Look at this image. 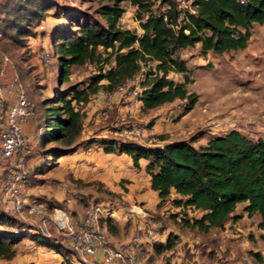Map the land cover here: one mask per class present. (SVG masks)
I'll return each mask as SVG.
<instances>
[{
  "label": "trees",
  "instance_id": "obj_1",
  "mask_svg": "<svg viewBox=\"0 0 264 264\" xmlns=\"http://www.w3.org/2000/svg\"><path fill=\"white\" fill-rule=\"evenodd\" d=\"M125 1L133 8L139 34L120 26L121 4ZM96 2L94 14L103 23L94 15L78 13L69 17L77 32L65 26H51L42 31L58 58L59 87L70 83L74 67L91 66L94 70L86 82L69 84L65 90L57 89L52 96L40 100V117L32 118L34 133L39 135L38 141L33 142L35 155L53 154L57 159L75 150L81 145L76 141L83 131L86 113L83 107L93 96L114 92L138 73L141 111L179 100L183 101L181 114L187 113L197 95L186 89L190 79L177 51L194 45L200 56L242 50L251 26L264 24V0H187L184 6L177 0ZM7 7L14 11L0 21V41H6L0 45L6 52V46L18 45L48 10L58 8L54 0H13L2 3L0 8ZM170 73L181 74L182 81L168 78ZM53 143L62 148H48ZM87 144H98L107 153L129 156L135 169L139 159L145 160L144 171L148 175V188L157 198L156 207L166 202L183 215L187 211L199 213L198 217L182 218L188 228L202 233L210 228L221 229L227 220L239 217L234 210L237 204H243L241 212L246 217L256 216V228L264 230V136L252 140L230 129L196 147L176 141L151 148L101 138L90 139ZM37 168L40 167L34 169ZM13 219L0 214V224L9 227L0 231V259L13 257L14 245L23 235L12 230L16 223ZM30 237L53 247L52 240L38 232ZM173 241L168 236L153 247V252L159 254L170 249ZM254 257L264 264L259 254Z\"/></svg>",
  "mask_w": 264,
  "mask_h": 264
},
{
  "label": "rangeland",
  "instance_id": "obj_2",
  "mask_svg": "<svg viewBox=\"0 0 264 264\" xmlns=\"http://www.w3.org/2000/svg\"><path fill=\"white\" fill-rule=\"evenodd\" d=\"M177 1L181 6L187 4V0ZM54 2L58 6L57 11L54 9L48 10L43 19L34 26L31 33L27 37L21 38L18 45L13 44L10 46L9 44V46H6L8 52L4 51L0 45V49L6 53L13 63L26 94L36 103L35 116L37 119L41 114L40 100L52 96L57 89L65 90L69 84L86 82L94 70L91 66L74 67L70 83L59 87L56 80L59 69L58 58L49 37L41 32L39 25H43L44 29L51 26L58 28L65 26L70 27V30H74L73 32H77V28L69 23V17L78 13L94 15L96 19L103 23L94 14V10L98 6L96 0H54ZM121 7L123 9L120 17L121 28L134 30L139 34L137 22L133 20V8L126 1L121 4ZM11 9V7H7V9L0 8V21L9 13L11 16L12 11H14V9ZM1 42L6 43L5 40H1L0 44ZM177 55L184 60L187 67V76L190 82L186 84V89L197 95L196 102L191 110L182 115L183 101L179 100L162 104L154 110L148 111L140 110V105L134 102V96L129 98L127 102L122 103L123 96L134 91L135 84L141 80V74L138 73L132 80L124 83L123 93L120 94L118 90L112 93L102 92L104 94L101 100L102 105L91 115L92 120L86 122L85 127H83L86 129L76 141L81 142V145H77L75 150L67 155L79 151L80 148L86 149L88 140H100V138L115 142H133L135 144L140 142L155 144L157 141L163 140L160 146L170 142L184 141L189 142L193 147L203 145L208 139L221 135L230 129L237 130L252 140L263 138L264 24H253L251 26L250 37L242 50L230 51L220 55L207 53L200 56L197 45H194L177 51ZM168 78L175 82L182 81L181 74L177 73H170ZM124 105L130 106L120 114L117 108ZM85 117H87L86 113ZM141 124L146 127L154 125V133L142 139L124 138L118 134L125 126L139 127ZM22 127L23 130L30 132L28 135L24 131L32 142L38 141L39 135L34 133L33 119H29L28 123ZM50 147L57 150L62 148L59 144L54 143L48 146V148ZM34 151L37 152L35 147ZM44 159L52 165L56 158L53 154H46L43 157L36 153V155L32 154L28 160V167L30 166L32 169L27 182L32 185L37 184L36 186L39 188L34 193V197H37V199L35 198L36 202L31 203L28 208L22 206L19 211L11 210L0 203V214L14 218L13 220L16 222L14 228H12L14 231L23 235L32 231L34 233L38 232L51 239L52 242L60 245L64 244V246L70 248L49 221L45 223V226L41 223L42 217L48 218L53 214L54 209L58 208L56 206L58 197L53 195L51 186L41 176L48 169L47 166L43 165ZM36 166L40 168L34 169ZM41 178L43 181H40ZM110 179L107 181L108 186L112 183ZM43 182L45 183L42 184ZM73 184L76 185L77 190L83 189L87 185L92 186L89 183L84 185L79 181ZM21 186L20 189L23 190V186ZM59 186L61 190V183ZM119 186L124 193L125 190L120 183ZM90 189L97 192L101 191L103 196L100 199H95V202L103 201L107 207L115 204H126L132 210L140 208L151 216L145 218L150 223H155L153 228L157 233L162 234L163 240L168 236L171 239L173 238V246L170 248L171 254H168V251L159 254L145 253L146 264H156L154 261H157V264H170L171 257H176L179 253L183 255V259H187L183 264H262L254 257V254H259L260 257L264 258V230L256 228L255 224L258 220L256 216L246 217L241 212L243 204H237L235 207L234 214L239 215L237 219L234 221L227 220L221 229L210 228L206 233H202L196 229L188 228L182 223V218L198 217V212L187 211L183 215L177 208L169 207L166 202L159 207H156L155 204V210L150 209L151 211H147L141 208V202H138L134 196H128L124 200L121 199L118 193H112L110 191L113 190L111 186L107 190L95 183ZM85 190L87 191L88 188ZM78 194L74 196V199L76 203L83 204L85 208L89 198L82 196V193ZM120 194L122 195V193ZM147 195L144 198H150V194ZM66 198L68 196L62 200H66ZM22 200L24 205L23 197ZM127 209H125V214ZM130 216L134 218L136 214H130ZM103 223L104 219H101V224ZM3 228L9 227L3 225ZM162 241L154 243L153 247L161 244ZM69 252L74 255L71 248ZM193 257L195 260L192 261L191 258Z\"/></svg>",
  "mask_w": 264,
  "mask_h": 264
},
{
  "label": "built area",
  "instance_id": "obj_3",
  "mask_svg": "<svg viewBox=\"0 0 264 264\" xmlns=\"http://www.w3.org/2000/svg\"><path fill=\"white\" fill-rule=\"evenodd\" d=\"M10 1L13 0H0V7L2 3ZM39 29L41 32L45 30L41 24ZM1 36L0 32V38ZM139 81L135 84L134 91L127 95L130 98L134 96L135 104L139 102ZM124 83L117 88L120 94L123 93ZM7 93L13 95V100L9 103L5 97ZM36 108V103L27 96L10 58L0 49V203L15 211L23 206L20 186L29 177L28 160L34 150V144L22 126L34 117ZM118 134L124 138L141 139L149 135L144 124L139 127L125 126ZM126 214L149 218L140 208H128ZM114 216V212L103 204L89 203L77 223H73L68 214L58 208L48 218L42 217L41 223L45 226L49 221L68 243L74 253L72 264H97L96 258L101 264H146L145 253L152 251L154 243L163 240L162 234L153 228L155 223L144 220L136 222L126 240L113 244L109 234L101 226V219ZM2 230L3 225L0 224V231Z\"/></svg>",
  "mask_w": 264,
  "mask_h": 264
},
{
  "label": "crops",
  "instance_id": "obj_4",
  "mask_svg": "<svg viewBox=\"0 0 264 264\" xmlns=\"http://www.w3.org/2000/svg\"><path fill=\"white\" fill-rule=\"evenodd\" d=\"M5 97L7 103L13 100V95L11 93H7ZM102 97H104V94L100 92L99 94L93 96L92 101L88 102L83 107V110L86 111L87 115V117L83 120V127H85L86 122L92 120L91 115L94 114L95 110H98L102 105ZM129 98L130 97L127 95L123 96L122 103L127 102ZM136 104L140 105V102H137ZM128 107L129 105H124L122 107H118L117 109L121 114V112L125 111ZM153 128L154 125L147 127L149 135L154 133ZM85 129L86 128H83L82 133ZM25 132L28 135L30 134L28 130H25ZM98 137H100V135H98ZM161 142H163V140L157 141L155 144L150 142L137 143L148 147L160 146ZM43 163V165L47 166L48 169L45 173L41 174V176H43L44 181L47 180V184L51 186L53 195L58 197V200L56 201L58 209L66 212L73 223H77L82 218L87 207L86 206L84 208L83 204L76 203V200L74 199L76 194L79 195L78 193H82V196L89 198L88 204L101 203L105 205L103 201L95 202V199H100L103 196L101 191L97 192L90 189L95 183L99 186L101 185V188L107 190H109L111 186L113 190L111 189L110 191L112 193H118L121 199L124 200L126 197L132 195L138 202H141V208H144L147 211L155 210L157 198L155 193L148 188V175L144 171L146 161L143 159L138 160V168L135 169L131 166L129 156L115 152L107 153L104 152L100 145L91 144L88 145L86 149L80 148L79 151L71 155L69 154L55 159L54 162H52V165L48 164L45 159ZM50 169L51 171H49ZM109 179L112 180L110 186H108L109 184L107 182ZM40 181H43L42 178ZM77 181L83 183L84 185L89 183L92 186L87 185L84 186L83 189L77 190L76 185L73 184ZM26 183L22 185L23 190L21 189V195L25 201L23 206L28 208L31 203L36 202L35 198L37 199V197H34V193L36 190L38 191L39 188L36 186L37 184L32 185L31 183ZM44 183L45 182L42 184ZM60 183L62 185L61 190L59 186ZM119 183L125 190L124 193L121 191ZM86 188H88L87 191L85 190ZM120 193H122V195ZM146 193L150 194V198H144L147 195ZM66 195L68 198H66V200H62L64 197H67ZM108 208L114 212L115 216L114 218H104V223L101 224V226L107 231L113 244H118L126 240L133 230L136 222H141L143 220L149 222L146 218H133L129 215L127 217V214L124 213L125 209L128 208V205L126 204H115ZM145 214L149 216L148 213ZM33 233L34 232L32 231L20 236L14 245L15 254L13 257L10 259H0V264H72L74 255L69 252L70 248L64 246V244L60 245L56 242H52L53 247L41 245L30 237ZM165 239L163 241H165ZM55 246L60 247V249H56ZM165 251H168L167 253L171 254L170 249ZM151 253L155 254L153 251H151ZM179 255L171 257V260L169 261L170 264H183V262H186L187 259H183V255L181 253H179ZM194 257L191 258L192 261L195 260L196 257ZM96 261L97 264H101L98 258ZM154 263L157 264V261H154Z\"/></svg>",
  "mask_w": 264,
  "mask_h": 264
}]
</instances>
